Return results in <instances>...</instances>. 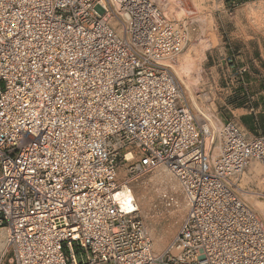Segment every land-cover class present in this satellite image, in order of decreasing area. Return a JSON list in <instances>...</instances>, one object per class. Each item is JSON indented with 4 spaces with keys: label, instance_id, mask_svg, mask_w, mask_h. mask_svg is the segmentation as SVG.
<instances>
[{
    "label": "built area",
    "instance_id": "obj_1",
    "mask_svg": "<svg viewBox=\"0 0 264 264\" xmlns=\"http://www.w3.org/2000/svg\"><path fill=\"white\" fill-rule=\"evenodd\" d=\"M166 4L0 0L9 264H264V220L239 187L252 161L264 164V135L234 121L214 133L193 113L168 66L189 25ZM124 164L130 180L159 166L177 180L186 213L159 252L122 196Z\"/></svg>",
    "mask_w": 264,
    "mask_h": 264
},
{
    "label": "rangeland",
    "instance_id": "obj_2",
    "mask_svg": "<svg viewBox=\"0 0 264 264\" xmlns=\"http://www.w3.org/2000/svg\"><path fill=\"white\" fill-rule=\"evenodd\" d=\"M166 1L164 12L170 17L187 20L189 25L187 42L172 61V71L177 79L176 72L183 71L182 80L178 81L193 113L218 130L223 123L236 119L226 107V99L238 91L235 87L240 69L237 58L240 35L264 36V0L238 5L236 13L234 10L230 13L222 0ZM217 146L216 141L214 152ZM117 178L120 184L131 189L137 214L150 234L154 250L161 251L177 232L186 213L177 180L163 166L130 180L125 164L119 166ZM239 187L241 194L244 191L253 193L254 203L242 194L251 207L264 206V164L252 161L240 179ZM164 192L176 197L177 204L166 206L161 198ZM254 207L264 220V211ZM5 236L6 231L0 235V264H9L10 255L4 253Z\"/></svg>",
    "mask_w": 264,
    "mask_h": 264
},
{
    "label": "crops",
    "instance_id": "obj_3",
    "mask_svg": "<svg viewBox=\"0 0 264 264\" xmlns=\"http://www.w3.org/2000/svg\"><path fill=\"white\" fill-rule=\"evenodd\" d=\"M222 1L230 13L233 10L236 13L238 5L254 0ZM237 52L240 69L238 86L235 88L238 91L227 97L226 107L236 117L234 122L248 136L264 135V36L240 35ZM4 233V230L0 231V235Z\"/></svg>",
    "mask_w": 264,
    "mask_h": 264
},
{
    "label": "bare ground",
    "instance_id": "obj_4",
    "mask_svg": "<svg viewBox=\"0 0 264 264\" xmlns=\"http://www.w3.org/2000/svg\"><path fill=\"white\" fill-rule=\"evenodd\" d=\"M168 66L171 68V69H173L172 68V62L171 63H169L168 64ZM187 67V66H186ZM191 68H192V66H191ZM174 71V70H173ZM182 70L181 69H179L177 72H176V74H177V76H178V79L181 81L182 79ZM189 90V89H188ZM207 124V126L209 127V124L208 123H206ZM211 129H212V131L215 133L217 130H216V127H214L213 125H211V127H210ZM208 142V144H209V139H207L206 140V143ZM122 191H123V194H122V196H124V197H127L128 199H133V200H135L134 199V196L132 195V192H131V189L126 185V184H123V189H122ZM242 194H245L246 196H248V197H250V199H251V201H252V203H254V200H253V198H252V194L253 193H251L250 191H245V192H242ZM244 195V196H245ZM254 205V204H253ZM252 207H254V206H252ZM254 208H258V209H260V210H263L264 211V206L262 205V206H259V207H254ZM137 209V208H136ZM254 210V209H253ZM255 211V210H254ZM1 229V228H0ZM3 229H5V228H3ZM4 231H6V229L4 230Z\"/></svg>",
    "mask_w": 264,
    "mask_h": 264
},
{
    "label": "trees",
    "instance_id": "obj_5",
    "mask_svg": "<svg viewBox=\"0 0 264 264\" xmlns=\"http://www.w3.org/2000/svg\"><path fill=\"white\" fill-rule=\"evenodd\" d=\"M232 7H230V9H231Z\"/></svg>",
    "mask_w": 264,
    "mask_h": 264
}]
</instances>
